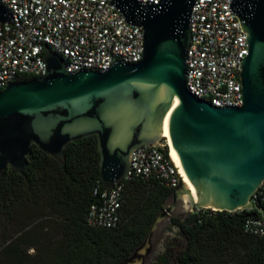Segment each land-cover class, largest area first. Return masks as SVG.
<instances>
[{
	"label": "water",
	"instance_id": "1",
	"mask_svg": "<svg viewBox=\"0 0 264 264\" xmlns=\"http://www.w3.org/2000/svg\"><path fill=\"white\" fill-rule=\"evenodd\" d=\"M194 2L112 0L128 23L143 29L140 61L70 73L46 48L44 75L0 90V174L22 172L32 145L62 162L70 142L96 136L105 190L125 178L135 147L161 140L162 120L177 98L168 133L193 192L179 178L140 245L117 264H149L164 220L197 207L240 210L264 179V0L232 3L249 46L240 73L241 107L214 106L186 87ZM0 23H11L1 6Z\"/></svg>",
	"mask_w": 264,
	"mask_h": 264
},
{
	"label": "trees",
	"instance_id": "2",
	"mask_svg": "<svg viewBox=\"0 0 264 264\" xmlns=\"http://www.w3.org/2000/svg\"><path fill=\"white\" fill-rule=\"evenodd\" d=\"M122 183L118 224L92 227L88 209L105 190L97 137L70 142L62 162L32 145L22 172L0 174V219L14 225L0 241V264H117L140 245L174 189L152 179ZM256 207L264 209L259 199ZM251 214L197 207L173 216L177 235L149 264H264V237L244 231Z\"/></svg>",
	"mask_w": 264,
	"mask_h": 264
},
{
	"label": "built area",
	"instance_id": "3",
	"mask_svg": "<svg viewBox=\"0 0 264 264\" xmlns=\"http://www.w3.org/2000/svg\"><path fill=\"white\" fill-rule=\"evenodd\" d=\"M112 0H0L11 23H0V90L24 77L46 72L49 48L65 63L67 72L105 71L114 63H136L143 56V29L128 23ZM158 4L161 0H135ZM234 0H195L189 19L185 83L197 98L217 107L243 105L240 73L248 55L247 33L232 9ZM157 180L169 188L180 175L165 138L152 146L139 145L129 155L123 180L100 193L87 213L92 227L112 228L119 222L122 181ZM264 179L243 207L249 215L248 234L264 237ZM240 209V210H242Z\"/></svg>",
	"mask_w": 264,
	"mask_h": 264
},
{
	"label": "rangeland",
	"instance_id": "4",
	"mask_svg": "<svg viewBox=\"0 0 264 264\" xmlns=\"http://www.w3.org/2000/svg\"><path fill=\"white\" fill-rule=\"evenodd\" d=\"M13 228L14 225H11L6 221L0 219V241L2 240V238L14 234ZM176 235H177V229L171 225L170 219L164 220L159 227V231H158L159 243H157L154 249V255L162 251L164 245L168 241L172 240ZM27 253L32 256L36 253V250L33 248H28Z\"/></svg>",
	"mask_w": 264,
	"mask_h": 264
},
{
	"label": "bare ground",
	"instance_id": "5",
	"mask_svg": "<svg viewBox=\"0 0 264 264\" xmlns=\"http://www.w3.org/2000/svg\"><path fill=\"white\" fill-rule=\"evenodd\" d=\"M177 103V98H174L173 100V103H172V106L170 107V109L166 112V114L164 115V118L162 120V126H161V136L164 138H166V142L169 146V150H170V154H171V157L173 159V161L175 162L176 166H177V169H178V173L181 177V179L183 180L185 186L193 192V187L191 185V183L189 182V180L187 179L181 165H180V161H179V158L177 156V153L176 151L174 150L172 144H171V140H170V137H169V133H168V118H169V115L171 113V110L172 108L175 106V104ZM184 198L186 199L187 197L184 196Z\"/></svg>",
	"mask_w": 264,
	"mask_h": 264
}]
</instances>
